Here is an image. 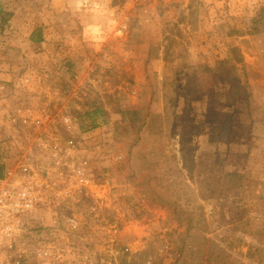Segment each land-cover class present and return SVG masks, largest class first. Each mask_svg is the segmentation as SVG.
Segmentation results:
<instances>
[{"label":"rangeland","instance_id":"obj_1","mask_svg":"<svg viewBox=\"0 0 264 264\" xmlns=\"http://www.w3.org/2000/svg\"><path fill=\"white\" fill-rule=\"evenodd\" d=\"M21 1L0 21V179L41 156L39 109L76 138L110 182L60 203L77 264H264V0Z\"/></svg>","mask_w":264,"mask_h":264},{"label":"built area","instance_id":"obj_2","mask_svg":"<svg viewBox=\"0 0 264 264\" xmlns=\"http://www.w3.org/2000/svg\"><path fill=\"white\" fill-rule=\"evenodd\" d=\"M29 81L20 83L25 86ZM28 113V108L26 113L18 111L17 117L22 115L25 122ZM47 117V110L41 108L35 121L25 122L39 140L41 156L23 157L15 170L0 179V264H77L81 257L63 239L73 234L77 222L63 214L60 203L83 197L101 200L110 192L108 179L92 176L86 163L78 162L76 138L64 141L56 130L45 129L42 123ZM62 119L68 127L75 121L69 115ZM111 233L114 244L120 230Z\"/></svg>","mask_w":264,"mask_h":264},{"label":"trees","instance_id":"obj_3","mask_svg":"<svg viewBox=\"0 0 264 264\" xmlns=\"http://www.w3.org/2000/svg\"><path fill=\"white\" fill-rule=\"evenodd\" d=\"M8 18L5 14V6L0 3V21L6 23ZM252 33L257 34L258 32L264 31V5H261L251 21Z\"/></svg>","mask_w":264,"mask_h":264},{"label":"crops","instance_id":"obj_4","mask_svg":"<svg viewBox=\"0 0 264 264\" xmlns=\"http://www.w3.org/2000/svg\"><path fill=\"white\" fill-rule=\"evenodd\" d=\"M16 0H0V3L2 4V5H4L5 6V8L8 6V7H10L14 2H15ZM18 2H21V3H23V1H21V0H17ZM20 10V9H19ZM18 10V11H19ZM15 16H17L16 14H15ZM17 21H21L20 20V18H14L13 16H12V19H11V24L12 23H14V22H17ZM27 26V25H26ZM30 34H31V31H30ZM8 78L6 77L5 79H2V80H7ZM0 84H2L1 82H0ZM0 87H1V85H0ZM2 100L0 99V102H1ZM2 102H4V101H2Z\"/></svg>","mask_w":264,"mask_h":264}]
</instances>
